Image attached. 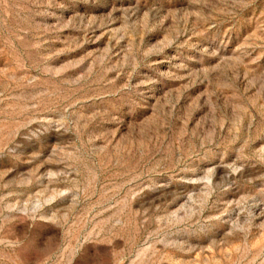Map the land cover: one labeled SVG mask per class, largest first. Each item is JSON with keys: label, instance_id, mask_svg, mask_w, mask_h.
<instances>
[{"label": "rangeland", "instance_id": "rangeland-1", "mask_svg": "<svg viewBox=\"0 0 264 264\" xmlns=\"http://www.w3.org/2000/svg\"><path fill=\"white\" fill-rule=\"evenodd\" d=\"M0 264H264V0H0Z\"/></svg>", "mask_w": 264, "mask_h": 264}]
</instances>
